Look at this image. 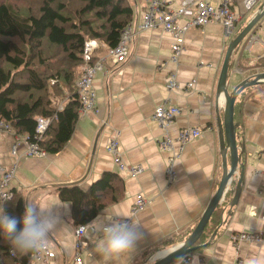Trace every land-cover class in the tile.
Listing matches in <instances>:
<instances>
[{
    "label": "crops",
    "instance_id": "0c3cea01",
    "mask_svg": "<svg viewBox=\"0 0 264 264\" xmlns=\"http://www.w3.org/2000/svg\"><path fill=\"white\" fill-rule=\"evenodd\" d=\"M171 1L178 5L181 0ZM130 2L136 20L145 9V1ZM257 11L255 6L252 12L244 14L238 29ZM258 22L231 54L229 90L243 79L264 71L251 66L264 55V16ZM253 33H258L260 43L246 50ZM236 35L225 36L218 22L192 27L185 35L184 48L175 65L170 61L172 37L161 25L138 32L129 44L126 60L118 63L109 60L108 72L94 76L96 108L79 115L64 146L47 157H24L18 162L12 187L24 201L54 205L62 213L61 223L47 240L55 256L48 263L35 264H66L74 252L72 205L60 199L58 186L78 184L87 188L107 170L118 172L123 186L118 200L100 213H121L137 222L144 235L132 251L113 256L107 262L97 252L95 239L84 238L83 264H152L164 248H171L183 242L178 239L190 235L223 176L224 153L219 137L226 101L217 84L226 50ZM106 48V44L100 43L97 52ZM173 70L177 71L180 86L170 90L166 83ZM229 75L239 79L232 80ZM162 102L182 108L167 130L153 118L155 108ZM235 122L238 142L246 144V153L241 155L245 163L242 190L233 203L236 180L229 186L233 190L228 189L230 201L221 203L224 208L220 218L217 217L218 227L206 237L201 248L187 256L190 264H249L253 259L264 260V240L258 244L242 243L238 248L230 238L237 231L264 230V91L241 97ZM186 126H200L203 133L188 142L174 161L176 176L170 181V153L159 146L158 139L165 132L175 137ZM115 130L120 131L124 160L143 168L137 175L119 171L107 150L109 137ZM14 141L13 133L0 129V163L4 168L11 167L14 161L10 153ZM19 149L22 151L24 146L21 144ZM226 161L229 167V151ZM138 196H144L147 203L133 214ZM172 241L174 244H170Z\"/></svg>",
    "mask_w": 264,
    "mask_h": 264
},
{
    "label": "trees",
    "instance_id": "16d2710c",
    "mask_svg": "<svg viewBox=\"0 0 264 264\" xmlns=\"http://www.w3.org/2000/svg\"><path fill=\"white\" fill-rule=\"evenodd\" d=\"M133 16L130 0H0V121L8 123L15 133L36 140L49 153L59 151L79 117L77 82L82 75L84 41L93 38L107 47L117 45L121 30ZM251 66L264 68V55ZM263 91L264 83L244 88L235 101L234 116L243 95ZM39 116L51 117L52 122L38 139ZM122 186V176L107 170L87 188L59 185L58 195L71 203L76 225L91 222L118 200ZM229 191L222 204L230 201ZM13 193L11 200L3 202L4 207L9 214L20 216L25 201L15 188ZM223 208L220 203L195 244L204 243L215 231ZM32 253L13 255L8 242L0 237V264H26Z\"/></svg>",
    "mask_w": 264,
    "mask_h": 264
},
{
    "label": "built area",
    "instance_id": "2783aa9c",
    "mask_svg": "<svg viewBox=\"0 0 264 264\" xmlns=\"http://www.w3.org/2000/svg\"><path fill=\"white\" fill-rule=\"evenodd\" d=\"M144 1L145 9L138 19H132L121 30V36L117 45L107 47L102 52H97L100 46L99 41L93 38L84 41L82 47L84 60L81 66L82 75L77 82L80 99L79 115H85L96 108L94 76L98 72H108L109 60L114 63L125 61L129 52V44L138 32L161 25L172 37L170 61L177 65L184 48L185 35L190 28L218 22L222 24L225 36L236 35L239 30L238 23L242 20L244 14L252 12L259 2H262V5L264 4V0H253L252 7L245 8L242 5V0H217V3L211 0H181L178 5H173L171 0ZM257 43H260V37L258 33H253L245 49L251 50ZM238 70L241 71V69ZM176 73L177 71L173 70L167 80L166 87L170 90L180 86ZM181 110L182 108L177 105L162 102L155 108L153 118L160 127L167 130L169 124L173 122ZM51 122V117H37L35 138H41ZM0 129L13 133L15 137V141L10 149V153L14 157L11 167L4 168L0 163V202L3 203L7 201V197L11 196L12 198L14 195L12 180L15 177L18 162L24 157H47L49 152L42 148L36 140H30L26 135L15 133L11 126L4 121H0ZM202 133L203 129L200 126H186L181 128L175 137L171 136L168 132L159 137V146L170 153L168 158L170 181H173L176 176L173 168L174 161L180 156L187 143L199 137ZM21 144L24 146L22 151L19 149ZM107 150L113 155L114 162L119 171L130 175H137L142 171L143 168L141 166L128 164L122 157L120 131L115 130L111 134L107 143ZM146 203L147 199L144 196H138L132 207V213L136 214L144 208ZM89 225L90 222L75 225V248L66 264H83L82 250L86 246L84 238L95 239ZM230 238L238 248L242 243L258 244L264 240V230L246 229L237 231L231 233ZM55 254V251L47 242L44 250L33 252L26 264H35L36 261L48 263ZM190 263V258L184 257L181 264Z\"/></svg>",
    "mask_w": 264,
    "mask_h": 264
},
{
    "label": "clouds",
    "instance_id": "9594fccd",
    "mask_svg": "<svg viewBox=\"0 0 264 264\" xmlns=\"http://www.w3.org/2000/svg\"><path fill=\"white\" fill-rule=\"evenodd\" d=\"M252 4L253 0H242L245 8H251ZM11 199V196L6 198ZM65 211L70 209L65 208ZM61 220L62 213L54 205L25 200L22 215L16 216L9 214L4 203H0V237L8 242L13 255L43 251L49 235ZM89 228L95 236L96 250L105 262L113 256L132 251L144 235L137 222L118 212L98 213ZM177 250L178 247H174L162 251L171 254ZM249 264H264V260L253 259Z\"/></svg>",
    "mask_w": 264,
    "mask_h": 264
},
{
    "label": "water",
    "instance_id": "95a60500",
    "mask_svg": "<svg viewBox=\"0 0 264 264\" xmlns=\"http://www.w3.org/2000/svg\"><path fill=\"white\" fill-rule=\"evenodd\" d=\"M264 16V4L260 10L253 15L248 21L245 27L230 41L228 48L225 53L223 65L218 79L217 89L218 92L223 93L226 101V107L224 112L223 123L220 125V149L223 151V176L220 184L205 208L200 220L197 225L190 233L188 238L175 246L178 250L171 254H163L158 257L152 264H170L175 263L177 260L182 262L184 257H187L190 253L201 248L204 244H195L201 234L203 233L206 225L208 224L212 214L220 203H222L229 186L236 180V193L232 199V202H236L241 193V183L244 178L245 163H243L242 154L246 153V144L239 143L237 139V123L235 122V101L239 93L246 87L264 82V71L255 73L252 77L245 78L239 82L231 90L227 87V79L229 74V61L233 50L243 41V39L250 33L256 23ZM229 151L230 154V166L228 167L226 161V153ZM240 168V171H238ZM239 172V173H238ZM215 233V231H214Z\"/></svg>",
    "mask_w": 264,
    "mask_h": 264
},
{
    "label": "rangeland",
    "instance_id": "374dc122",
    "mask_svg": "<svg viewBox=\"0 0 264 264\" xmlns=\"http://www.w3.org/2000/svg\"><path fill=\"white\" fill-rule=\"evenodd\" d=\"M258 4H259V3H258ZM258 4L256 5V8H257V10L259 11L260 8H261V5H262V4L259 5V6H258ZM262 71H263V70H262ZM236 75H237V74H236ZM230 76H231V75H229V77H230ZM230 79H232V80H238L239 77H238V76H233V75H232V76L230 77ZM263 83H264V82H263Z\"/></svg>",
    "mask_w": 264,
    "mask_h": 264
},
{
    "label": "bare ground",
    "instance_id": "6f19581e",
    "mask_svg": "<svg viewBox=\"0 0 264 264\" xmlns=\"http://www.w3.org/2000/svg\"><path fill=\"white\" fill-rule=\"evenodd\" d=\"M162 253H159V255H157V257H159Z\"/></svg>",
    "mask_w": 264,
    "mask_h": 264
}]
</instances>
